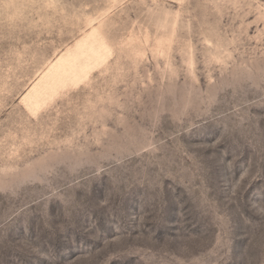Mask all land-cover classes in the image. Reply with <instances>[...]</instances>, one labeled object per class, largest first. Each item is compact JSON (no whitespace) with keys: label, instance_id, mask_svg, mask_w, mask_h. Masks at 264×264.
<instances>
[{"label":"rangeland","instance_id":"obj_1","mask_svg":"<svg viewBox=\"0 0 264 264\" xmlns=\"http://www.w3.org/2000/svg\"><path fill=\"white\" fill-rule=\"evenodd\" d=\"M0 264H264V0H0Z\"/></svg>","mask_w":264,"mask_h":264}]
</instances>
